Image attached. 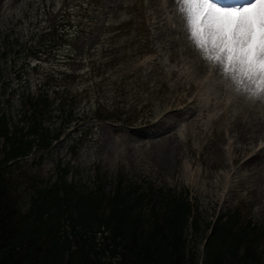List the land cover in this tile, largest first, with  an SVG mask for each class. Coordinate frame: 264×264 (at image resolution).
Masks as SVG:
<instances>
[{
	"label": "rangeland",
	"instance_id": "1",
	"mask_svg": "<svg viewBox=\"0 0 264 264\" xmlns=\"http://www.w3.org/2000/svg\"><path fill=\"white\" fill-rule=\"evenodd\" d=\"M102 2L94 1L90 12L97 15H88L80 0H0V112L7 98L14 101L19 91L49 82L66 84V93L79 98L73 114L85 117L72 122L50 149L6 167L15 179L19 206L27 208L35 183L65 172L82 188H109L119 182L135 184L136 191H187L200 204L203 219L237 207L264 224V102L238 94L219 72L220 83L206 94L204 87L191 90L196 101L184 106L183 99L191 97L189 83L170 76V70L180 67L195 82L210 72L208 63L204 72H196L195 64L203 60L198 52L179 64L168 60L164 46L180 51L183 41L191 45L174 10L177 5L168 6L165 0ZM156 7L163 8L159 27L152 23ZM48 18L52 28L47 27ZM77 30L83 34L75 48L63 43L56 55L49 52L44 32L58 37L62 31ZM72 49L85 55L65 59ZM64 68L72 74L62 72ZM222 102L226 104L219 105ZM96 106L113 112L111 117L92 118ZM237 116L247 122L246 138L233 130ZM162 118L167 120L163 126L158 123ZM257 120L258 129L253 126ZM174 136L179 147L168 153L162 140ZM236 146L246 149L241 159H234ZM260 244L264 263V240Z\"/></svg>",
	"mask_w": 264,
	"mask_h": 264
},
{
	"label": "trees",
	"instance_id": "2",
	"mask_svg": "<svg viewBox=\"0 0 264 264\" xmlns=\"http://www.w3.org/2000/svg\"><path fill=\"white\" fill-rule=\"evenodd\" d=\"M67 34L61 36L69 43ZM59 39H49L51 51L61 47ZM57 85L22 92L8 103L9 112L0 113V264H257L262 232L237 209L216 217L199 250L211 220L202 218L186 191H136L135 184L119 182L82 188L59 173L33 186L23 210L6 165L48 149L79 119L72 117L74 102L64 101L76 94Z\"/></svg>",
	"mask_w": 264,
	"mask_h": 264
},
{
	"label": "snow or ice",
	"instance_id": "3",
	"mask_svg": "<svg viewBox=\"0 0 264 264\" xmlns=\"http://www.w3.org/2000/svg\"><path fill=\"white\" fill-rule=\"evenodd\" d=\"M188 41L238 94L264 102V0H174Z\"/></svg>",
	"mask_w": 264,
	"mask_h": 264
},
{
	"label": "bare ground",
	"instance_id": "4",
	"mask_svg": "<svg viewBox=\"0 0 264 264\" xmlns=\"http://www.w3.org/2000/svg\"><path fill=\"white\" fill-rule=\"evenodd\" d=\"M159 0H154V3L157 2ZM166 2V5L170 6L172 4H174V0H165ZM153 3V4H154ZM174 10L176 11V9L174 8ZM163 8L162 7H156V10H154V18L156 20H154L152 23L153 25L156 24V27H159V22L164 19L163 17ZM184 33V31H183ZM159 36V35H158ZM184 45L180 51H177L176 49H174L172 46H164L167 50L168 53V58L173 62L174 64H179V63H182L183 59L185 57H194L195 56H198V54H196V50L194 49L193 46L189 45L187 46V42L186 41H183ZM191 46V47H190ZM151 49H154V47H152ZM210 65H208L209 67ZM195 68H196V72L198 73L201 69H203V72L205 71L206 69V63L200 59L199 63H196L195 64ZM180 70V67L178 68H173L171 71H170V75L171 76H176L178 79L180 80H183V83L185 81H188L189 83V87L187 88V93H190L191 90L193 89H196V88H201V87H204L205 88V92L207 93L208 90H210L211 88H213V86L215 85L214 81L216 80L217 76V72L213 69H210V67L208 68V70L210 71H214V75L212 77H208L207 79H205L204 77L203 78H200L197 82L195 81H192L188 78L187 76V71H179ZM207 70V71H208ZM219 73V72H218ZM202 76V75H201ZM224 84L226 85L227 82L225 81ZM210 99V97H208V100ZM196 101V98L195 96L191 95L190 98H184L183 99V105H188L190 103H194ZM212 103L214 102H210L206 107L205 109H208L209 107L212 106ZM226 104V102H222V103H219V105H224ZM227 107H225L224 111L226 110ZM174 110H176L177 108H173ZM171 109V110H173ZM238 116L235 118V121L233 123H231L233 125V130L236 132V136H242L244 138H246L247 136L245 135V132L247 131V122H244V121H240L237 119ZM167 122V120L165 118H162L160 120H158V123H160L162 126ZM259 124H260V120H257L256 122L253 123V126L259 127ZM168 126V125H167ZM171 124H169L168 127H170ZM252 126V127H253ZM166 127V126H165ZM158 131H155L153 132L152 134H155L157 133ZM162 141H164L166 143V148L168 150V153H170L173 149H176L179 147V142L177 141V138L174 136V137H170L168 139H163ZM235 152H236V155L234 157V159H241L243 158V153L246 152V149L243 148V149H239V147H235L234 148Z\"/></svg>",
	"mask_w": 264,
	"mask_h": 264
}]
</instances>
